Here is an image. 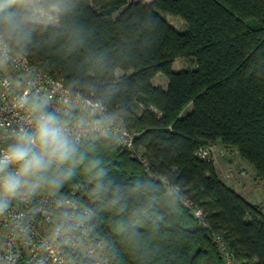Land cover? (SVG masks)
Segmentation results:
<instances>
[{
	"label": "trees",
	"instance_id": "16d2710c",
	"mask_svg": "<svg viewBox=\"0 0 264 264\" xmlns=\"http://www.w3.org/2000/svg\"><path fill=\"white\" fill-rule=\"evenodd\" d=\"M122 3L17 5L30 37L9 41L11 49L72 93L101 101L140 152L112 138L76 142L73 175L58 191L79 188L107 264H224L216 236L238 264H264V203L247 200L199 154L216 142L234 147L264 181V0H135L115 17ZM52 7L58 25L30 20V8ZM180 57L194 67L173 70ZM158 73L166 87L153 83ZM160 176L203 209L208 226Z\"/></svg>",
	"mask_w": 264,
	"mask_h": 264
},
{
	"label": "built area",
	"instance_id": "2783aa9c",
	"mask_svg": "<svg viewBox=\"0 0 264 264\" xmlns=\"http://www.w3.org/2000/svg\"><path fill=\"white\" fill-rule=\"evenodd\" d=\"M8 58L0 64V151L12 142L13 133L28 126V106H19L22 97L44 99L48 110L61 114L75 142L112 138L135 152V134L101 101L72 93L61 80L33 64L26 55L5 44ZM25 94H27L25 96ZM215 144L199 151L214 158ZM170 193H177L196 222L208 226L203 209L182 196L177 186L159 177ZM41 189L30 197L13 199L0 214V264H107L104 241L91 229L93 210L77 197ZM81 216V217H80ZM224 264H238L229 245L216 236Z\"/></svg>",
	"mask_w": 264,
	"mask_h": 264
},
{
	"label": "clouds",
	"instance_id": "9594fccd",
	"mask_svg": "<svg viewBox=\"0 0 264 264\" xmlns=\"http://www.w3.org/2000/svg\"><path fill=\"white\" fill-rule=\"evenodd\" d=\"M18 3L0 0V64L8 58L7 42H27L30 37L27 16ZM25 105L28 126L16 130L12 142L0 151V214L13 199L33 196L43 188L58 191L71 179L78 159V144L61 114L49 111L44 99L22 97L19 106Z\"/></svg>",
	"mask_w": 264,
	"mask_h": 264
},
{
	"label": "rangeland",
	"instance_id": "374dc122",
	"mask_svg": "<svg viewBox=\"0 0 264 264\" xmlns=\"http://www.w3.org/2000/svg\"><path fill=\"white\" fill-rule=\"evenodd\" d=\"M132 1L135 0H123L122 5H120L116 11H114L113 15L115 17L118 16L121 10H123ZM143 1L151 3L152 0ZM30 13V20L33 22L52 26H56L59 23L57 7H52L50 10L30 8ZM167 18L174 27L178 29L184 27V21H182L180 18L170 15L167 16ZM187 67H194L193 62L189 61V59L180 57L175 60L172 68L173 70H180ZM121 73V70H117L118 75ZM164 78L167 79L165 75L161 74L155 79V82L163 83L165 80ZM187 109H189V107ZM212 157L214 158V162L219 174L227 183H230V185L232 184L239 186L240 183L241 185L246 186L247 182L248 184L246 188L248 189L255 185L257 179L260 180L258 177L255 178L256 175L252 166L239 156L236 148L234 147H228L221 142H216ZM260 197V200L264 199V191L262 194H260ZM249 201H257V199L254 198L250 199Z\"/></svg>",
	"mask_w": 264,
	"mask_h": 264
},
{
	"label": "crops",
	"instance_id": "0c3cea01",
	"mask_svg": "<svg viewBox=\"0 0 264 264\" xmlns=\"http://www.w3.org/2000/svg\"><path fill=\"white\" fill-rule=\"evenodd\" d=\"M159 75H161V73H158L155 77H154V79H153V83L154 84H156V85H161V86H163V87H166L167 86V84H168V80L167 79H165L164 80V82L163 83H156L155 82V79L159 76ZM164 77V76H163ZM253 168V167H252ZM217 171H218V169H217ZM218 173H219V171H218ZM256 175V174H255ZM219 176L221 177V175L219 174ZM255 178H256V176H255ZM221 179L223 180V181H225L224 180V178L223 177H221ZM226 182V181H225ZM227 183V182H226ZM260 183V184H259ZM227 184H229L230 185V183H227ZM247 182H246V186L244 185H241L240 183H239V186H236V185H230V186H232L237 192H239L240 194H242L247 200H250V199H254V198H256L257 199V201H253L252 203H256V204H261V203H264V199H262V200H260V194H262V192L264 191V181L263 180H258L257 179V182H255V185L254 186H252V187H250V188H246L247 187ZM245 189H247V190H245Z\"/></svg>",
	"mask_w": 264,
	"mask_h": 264
},
{
	"label": "water",
	"instance_id": "95a60500",
	"mask_svg": "<svg viewBox=\"0 0 264 264\" xmlns=\"http://www.w3.org/2000/svg\"><path fill=\"white\" fill-rule=\"evenodd\" d=\"M81 217V216H80Z\"/></svg>",
	"mask_w": 264,
	"mask_h": 264
}]
</instances>
